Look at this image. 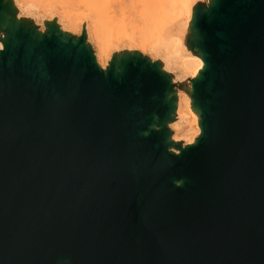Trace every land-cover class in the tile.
<instances>
[{
    "label": "water",
    "instance_id": "water-1",
    "mask_svg": "<svg viewBox=\"0 0 264 264\" xmlns=\"http://www.w3.org/2000/svg\"><path fill=\"white\" fill-rule=\"evenodd\" d=\"M18 11L0 0V264H264V0L194 2L186 87Z\"/></svg>",
    "mask_w": 264,
    "mask_h": 264
},
{
    "label": "bare ground",
    "instance_id": "bare-ground-1",
    "mask_svg": "<svg viewBox=\"0 0 264 264\" xmlns=\"http://www.w3.org/2000/svg\"><path fill=\"white\" fill-rule=\"evenodd\" d=\"M13 1L17 9H19L21 12L29 13L30 12L29 10L31 9L29 8L28 10L29 5H33V6L36 5L41 12H44L46 11V6H44V4L52 0L49 1L46 0L47 2H44L43 0L44 3H42V1L40 0H13ZM77 1L84 2L88 6V8L92 9L95 13L100 14L105 18L109 19L111 22L116 21V25H115L116 28L121 29L123 31L126 30L127 25L132 24L131 21L134 20V16L135 17L137 16L135 19L139 21L138 22L139 25L141 24L142 27L145 28L148 26L150 29L149 33L151 36L148 35V37H152V42L154 45L153 54L161 56L166 68L175 70L177 72L178 80L183 84V86L186 87L185 84L186 75L190 77H194L202 68L203 61L200 58V56L194 54L186 55L184 53L185 48L182 39L183 32L180 33L176 31L175 28L173 27L174 18H172V20L166 24L162 23L158 31L154 28V26H152L153 24L151 25L149 24L152 22L151 21L152 17H154L156 13L159 12L160 10L162 11L163 8L165 7L163 5L162 0H116L118 3L116 1L114 2L113 0L112 4H111L112 0L111 2L110 0H77ZM176 1L178 2L180 8L182 9L183 24L186 29L189 20L192 16V5L194 0H176ZM39 2L43 6L38 5L40 4ZM116 3L117 6H119L118 7L119 10L117 8H116L117 10H114L115 7H117L115 6ZM111 5H113L114 8L113 6L110 7ZM39 6H42V8ZM170 9L172 11L173 10L175 11V8L173 7H171ZM110 10L111 11L114 10L112 11L113 13ZM130 10L134 12L131 13ZM117 11H122L121 12L122 15ZM114 12L116 14H114ZM117 13H119V17L117 16L118 15ZM126 14H128L129 19H131L132 17L133 19L129 20ZM136 26L137 25H135V27ZM0 47H1V42H0ZM180 82L178 83L180 84ZM176 116H177V121L171 125V127L175 131L174 139L183 138L188 143L193 142L194 138L199 134L200 129L198 127V115L196 114V112L192 110L191 99L187 94L186 97L182 100V103L179 104L177 100Z\"/></svg>",
    "mask_w": 264,
    "mask_h": 264
},
{
    "label": "rangeland",
    "instance_id": "rangeland-1",
    "mask_svg": "<svg viewBox=\"0 0 264 264\" xmlns=\"http://www.w3.org/2000/svg\"><path fill=\"white\" fill-rule=\"evenodd\" d=\"M40 1H42V3L47 2L46 0H44V2L43 0H40ZM115 1L116 0H114V2ZM196 1H206V0H194L193 4ZM162 2L165 7L163 8L162 11L160 10L159 12L156 13L154 17H152L151 19L152 22L150 21L151 23L149 24L150 25L153 24L152 26H154V28L158 31L162 23L166 24L170 22L172 18H174L173 27L175 28L176 31L180 33L183 32L185 30V26L183 24V13H182V9L180 8V5L178 4V2L176 0H162ZM48 3L44 4V6H46V11L44 12H41L40 9L36 5L28 6V10L29 8H31L29 10L30 11L29 13L21 12L19 9H18L19 10L18 12L22 15H30L34 19V21L40 25V29L44 28L43 23H42L43 20H50L54 17L57 18L58 23L65 30L73 34H78V35L81 34L82 26L85 24L86 32L88 35V42L92 45V48L94 49V52L96 55V59L101 67H105L107 64L106 62L108 59H110L112 53L116 51L117 49H121V48L136 49L140 51L141 53L148 55L153 60L162 59L161 56L153 54L154 45L152 42V37H148V35H150L149 33L150 29L148 26L145 28V27H142L141 24L139 25L138 23L139 21L135 19L137 16L136 17L134 16V20H136L137 21L136 22L132 20L133 17L129 19L128 14H126L128 19L132 20L131 21L132 24L127 25V28L126 30H124L125 31L124 32L123 30L116 28L115 26L116 21L111 22L109 19L105 18L104 16L95 13L92 9L88 8V6L84 2L77 1V0H52V1H49ZM112 3H113V0L111 4ZM117 3L115 4V6H117ZM38 5H42V4L40 3ZM113 5H111L110 7H112ZM42 6H39V7L42 8ZM118 7L119 6L115 7L114 10H117ZM171 7L175 8V11L174 10L172 11L170 9ZM130 11L131 13L134 12V11L132 12V10ZM117 12L121 14L122 11H117ZM119 13H117L118 17H119ZM114 14L116 13L114 12ZM134 23L135 25H137L136 27ZM169 70L173 71V73L176 74L177 83L180 82L178 80L177 72L175 70H171V69ZM180 84L183 85L181 82ZM185 97H186V93L180 92L178 95V103L179 104L182 103V100ZM176 140H184L185 142H187L183 138H176Z\"/></svg>",
    "mask_w": 264,
    "mask_h": 264
}]
</instances>
